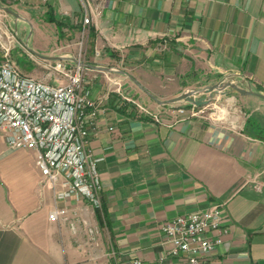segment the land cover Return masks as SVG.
Masks as SVG:
<instances>
[{
  "label": "crops",
  "instance_id": "crops-1",
  "mask_svg": "<svg viewBox=\"0 0 264 264\" xmlns=\"http://www.w3.org/2000/svg\"><path fill=\"white\" fill-rule=\"evenodd\" d=\"M0 1L19 15L6 23L25 75L64 84L44 70L56 61L110 70L83 67L98 106L88 149L99 160V209L56 201L36 154L0 132V264H158L171 249L166 222L217 206L226 232L205 264H264V100L217 96L203 106L211 115L189 118L177 109L190 104L161 106L128 77L161 101L220 82L264 95V0ZM60 210L67 220L53 221Z\"/></svg>",
  "mask_w": 264,
  "mask_h": 264
},
{
  "label": "built area",
  "instance_id": "built-area-1",
  "mask_svg": "<svg viewBox=\"0 0 264 264\" xmlns=\"http://www.w3.org/2000/svg\"><path fill=\"white\" fill-rule=\"evenodd\" d=\"M83 4L87 8L88 0ZM6 19L7 14L0 10V132L10 148L36 154V164L56 201L83 198L99 209L104 190L99 160L88 149V118L97 116L98 106L83 91L85 69L62 61L46 62L47 75L65 81L59 85L25 75L13 58V50L21 43ZM90 22L86 16L84 25ZM177 112L189 118L212 114L195 105L180 107ZM61 217L67 220L66 210L57 211L52 220ZM223 220L224 209L217 206L166 222L162 234L171 249L158 264H205L223 242ZM132 264L146 263L136 259Z\"/></svg>",
  "mask_w": 264,
  "mask_h": 264
},
{
  "label": "water",
  "instance_id": "water-1",
  "mask_svg": "<svg viewBox=\"0 0 264 264\" xmlns=\"http://www.w3.org/2000/svg\"><path fill=\"white\" fill-rule=\"evenodd\" d=\"M0 10L11 17L19 18V15L15 13L13 10H11L8 7L2 6L1 1H0ZM38 56L42 59H49V58L42 57L40 55ZM49 60H57V59H49ZM77 64L83 67L91 68V69H97V70L110 72L109 69L98 68V67H94V66H90V65L82 64V63H77ZM121 73L124 74L123 72ZM128 77L145 94H147L152 100H154L156 103H158L161 106H170V105L183 103V104L195 105L197 107H203V106L211 104V102H213L217 96H227L232 93L242 95V96L253 95V96H257L264 100L263 94L255 93V92H252L251 90L241 88L232 82H220L218 84H215L213 86H208L203 89H189V90H186V92H184L182 95H180L177 98L167 100V101H161L156 96H154L149 91H147L144 87H142L133 77L131 76H128Z\"/></svg>",
  "mask_w": 264,
  "mask_h": 264
},
{
  "label": "rangeland",
  "instance_id": "rangeland-1",
  "mask_svg": "<svg viewBox=\"0 0 264 264\" xmlns=\"http://www.w3.org/2000/svg\"><path fill=\"white\" fill-rule=\"evenodd\" d=\"M9 18V17H8ZM7 25H8V27L10 28V30L11 31H13V32H15V25L14 24H12V23H7ZM29 27V26H28ZM33 30H32V28H31V26L29 27V29H28V31H27V34H26V36H25V43L28 41L29 43H30V46L32 45V36H33V32H32ZM20 35L21 36H23V33L22 32H20ZM29 39H31L30 41H29ZM29 46V47H30ZM41 56V55H40ZM43 57V56H42ZM27 57H22V58H20V66L19 67H22L23 68V64L25 63V62H27ZM45 70V69H44ZM47 72V71H46ZM122 78H124L125 79V82L127 81L128 82V84L129 85H131L133 88H136V90H137V86L128 78V77H122ZM138 90L140 91V93H142L143 95H146L142 90H140L139 88H138ZM146 96H148V95H146ZM149 97V96H148Z\"/></svg>",
  "mask_w": 264,
  "mask_h": 264
},
{
  "label": "bare ground",
  "instance_id": "bare-ground-1",
  "mask_svg": "<svg viewBox=\"0 0 264 264\" xmlns=\"http://www.w3.org/2000/svg\"><path fill=\"white\" fill-rule=\"evenodd\" d=\"M223 110H224V108H223ZM219 114V113H218ZM223 117H227V111L226 110H224V111H222V114H221ZM229 117V116H228ZM231 117V116H230ZM233 118V117H232ZM230 120V119H229ZM233 121V120H232Z\"/></svg>",
  "mask_w": 264,
  "mask_h": 264
}]
</instances>
